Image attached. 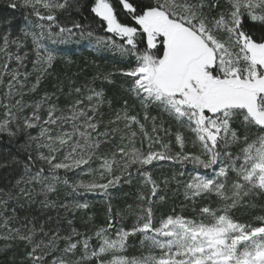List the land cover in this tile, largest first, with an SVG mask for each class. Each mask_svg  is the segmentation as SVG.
I'll use <instances>...</instances> for the list:
<instances>
[{
	"label": "snow or ice",
	"instance_id": "1",
	"mask_svg": "<svg viewBox=\"0 0 264 264\" xmlns=\"http://www.w3.org/2000/svg\"><path fill=\"white\" fill-rule=\"evenodd\" d=\"M4 2L5 264H264V0Z\"/></svg>",
	"mask_w": 264,
	"mask_h": 264
},
{
	"label": "trees",
	"instance_id": "2",
	"mask_svg": "<svg viewBox=\"0 0 264 264\" xmlns=\"http://www.w3.org/2000/svg\"><path fill=\"white\" fill-rule=\"evenodd\" d=\"M10 11L12 10L7 8L4 0H0V12ZM17 18H19V13H17ZM58 47L63 50L62 55L71 57V59L73 60V64L68 68H65L62 63L57 64L56 70L61 74L67 72L69 75H71L73 72L77 71L78 68H83L85 69L84 74L88 75V77L91 78V75L96 71V68L92 63L93 61L99 64L102 70L111 67V57L109 56V54H98L93 52L87 45V42L71 43L67 45H60ZM99 83L100 82L98 81L97 84ZM105 87L108 89L109 95H113L116 92V89L111 85H105ZM0 147H3V145H0ZM161 171H169L167 164H165L162 169H157V172ZM125 193H128V195H125ZM134 194V186L129 187L128 185H125L122 190H116L114 192L113 202L115 205L122 206L125 201L131 202ZM89 212L90 214H96L98 222L103 221L104 204L101 201H95L93 203V207L89 210ZM77 225H81V222L79 220H77ZM0 264H5V257L3 255H0Z\"/></svg>",
	"mask_w": 264,
	"mask_h": 264
}]
</instances>
